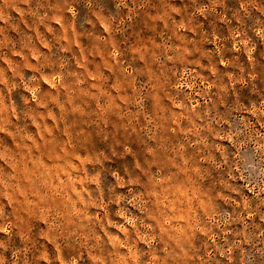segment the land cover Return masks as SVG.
<instances>
[{
    "label": "rangeland",
    "instance_id": "1",
    "mask_svg": "<svg viewBox=\"0 0 264 264\" xmlns=\"http://www.w3.org/2000/svg\"><path fill=\"white\" fill-rule=\"evenodd\" d=\"M0 264H264V0H0Z\"/></svg>",
    "mask_w": 264,
    "mask_h": 264
}]
</instances>
